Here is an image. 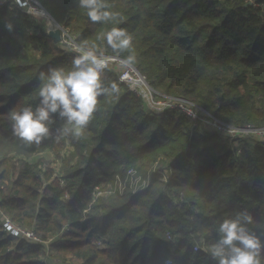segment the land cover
<instances>
[{
    "label": "trees",
    "instance_id": "1",
    "mask_svg": "<svg viewBox=\"0 0 264 264\" xmlns=\"http://www.w3.org/2000/svg\"><path fill=\"white\" fill-rule=\"evenodd\" d=\"M37 1L87 49L122 60L133 55L130 65L166 96L183 98L224 124L264 128V0H253L257 7L248 0H105L115 14L109 22L90 21L79 0ZM7 9L0 8V28L8 11L17 14L13 30L27 34L30 16ZM113 27L131 36V49L108 45L105 33ZM45 32L29 33V41L40 46L38 59L22 54L20 48L7 50L8 42H0V115L39 104L40 70L71 68L73 58L60 47L49 48L51 38ZM105 73L103 83L111 88ZM116 85L115 92L98 97L83 135L65 136L80 159L65 176L64 190L24 163L13 182L16 192H9L10 171L0 161V213L44 242L8 234L0 219V264H47L40 256L48 240L50 252L67 251L79 264H127L121 259L133 256L135 264H163L168 257L171 264H217L208 249L219 239V223L225 218L247 210L256 224L264 225L263 143L250 141L236 156L220 145L216 134L201 137L198 126L182 112L156 115L127 86ZM175 113L178 117L170 118ZM65 124L54 116L50 135L37 145L13 135L9 120L0 126V153L6 142L19 153H40L51 148L59 135L53 133ZM161 155L169 163L154 169ZM136 163L148 178L146 187L134 194L126 190L108 205L96 201L88 206L90 187L104 182L108 170H113L111 177L121 166L135 170ZM248 227L264 241V228ZM106 234L109 239L103 238ZM53 237L56 241L50 240ZM197 243L202 249L194 252Z\"/></svg>",
    "mask_w": 264,
    "mask_h": 264
},
{
    "label": "clouds",
    "instance_id": "2",
    "mask_svg": "<svg viewBox=\"0 0 264 264\" xmlns=\"http://www.w3.org/2000/svg\"><path fill=\"white\" fill-rule=\"evenodd\" d=\"M16 3L26 7V0L25 3L16 0ZM79 6L86 10L92 22L115 19L105 0H79ZM27 11L34 13L35 10L27 8ZM5 27L9 32L13 30L10 21ZM105 39L114 50L131 49L132 38L123 28H111L105 33ZM70 48L76 53L70 69L49 66L38 72L39 104L35 108L27 105L9 113L13 135L24 143L40 144L43 138L50 135V126L57 114L66 121L59 130L57 140L69 134L73 138L81 137L96 111L98 97L117 90L115 83L111 88L103 83L104 70L112 62V57L97 55L76 42H71ZM133 60L134 56L130 54L120 63L128 65ZM249 225L264 228V225L255 223L247 210L219 223V239L208 249L217 264H264V241L249 229Z\"/></svg>",
    "mask_w": 264,
    "mask_h": 264
},
{
    "label": "rangeland",
    "instance_id": "3",
    "mask_svg": "<svg viewBox=\"0 0 264 264\" xmlns=\"http://www.w3.org/2000/svg\"><path fill=\"white\" fill-rule=\"evenodd\" d=\"M31 2L32 3L28 4L27 7H21L19 4L16 3V1H11L7 4V8L15 9L18 12L24 11L25 12L24 14H26L27 16H30L29 18H27V21L25 24L26 25L25 27L27 28V30H25L24 32H27V34H17L15 30H12L11 32H9L6 29V27H5L6 22L10 21L13 24V29L15 28L14 25L18 22V20L16 21L17 14H16V16L10 15V13L8 11H6L7 14L2 15V27L0 28V42L1 43H3L4 41L8 42L7 44H9V46L7 47V50H13L12 52H14V51L18 50V48H20V51L22 54L27 55L28 57L38 59L40 57V54H39L40 46H38L36 41H34V40H30L31 42L29 41V38H28L29 33L37 32L36 35L40 36V34H41L40 32H44V30H46V31L51 30L52 28L55 27V28H58V30H59V33H60L59 37L60 38L57 41V40H54L50 37L51 39L49 42H47V45L49 46V48H52V49L55 47H57V48L60 47L61 49H63L65 51V52L63 51L64 53H66L65 56L70 55L71 58H73L72 56H75L76 53L71 51L70 44H71V42L77 43V41H76L77 34L72 32L70 29L69 30L71 33L69 34V31L67 29L63 28L57 22L53 21L51 16L44 9H42L43 10L42 15L37 14V12H39L37 9H35V11H34V13H36V14L29 13L27 11V8L31 7L32 9H34L33 6L35 4H39V2L37 0H31ZM9 9H7V10H9ZM19 20H20V18H19ZM34 21H37V22H34ZM21 22H22V20H21ZM30 22H33L32 25L29 24ZM38 23H43L44 28L39 29ZM52 24H53V27L51 26ZM63 30H65L67 36L71 38L69 40L70 44L67 41H65V39H63V37H62V31ZM45 33H47V32H45ZM17 35H20V37H18V39H17ZM13 40L18 42V45H16ZM37 46H38V48H37ZM52 51H55V50H52ZM9 53H11V52H9ZM95 53L97 55L103 54L104 56H107V57H115L116 61L113 62L112 65L109 67V70H108L109 72L107 71L106 72L107 74L104 72L105 77H106V78H104V81L107 84H113V83L119 84L117 82L118 77L127 70V68L120 63V61L122 59L119 58V56H117V55H108V54H104L102 52H100V53L95 52ZM59 59H62L63 61L66 60L62 56H61V58L59 57ZM129 71L130 70H128V72ZM104 73H103V75H104ZM137 84L138 83H136V85ZM125 86L128 87V90L130 89V87L128 85H125ZM118 87H119V85H117V89H119ZM132 88L139 91L137 86H133ZM153 90L158 95V96H156L152 92V96L156 100V103H158V104H160L161 101H165L166 98H172V97L166 96L164 92H162L161 90H158L157 88H153ZM135 94H136V92H135ZM137 96L138 95L136 94V97ZM138 97L140 99H142L140 96H138ZM176 99L184 100L183 98H176ZM193 107L198 112L201 111V109L199 107H197L196 105H193ZM146 110H149L148 106H146ZM173 116L174 117H170V118H177L178 113H175V115H173ZM200 117L202 119H204V117H202V115H200ZM9 120H10L9 114H1L0 115V126L4 127V125H7ZM194 124H195V126H197L200 123H199V121H196V123H194ZM230 125H232V124H230ZM232 126H234V125H232ZM246 126H251V124L246 125ZM7 133H9V130L7 131ZM58 134H59V130H57V131H55V133H53L54 136H57ZM63 141H64V143H62ZM220 145H222L221 142H220ZM50 146H51V148H47L40 153L26 155L25 153H19L18 152L19 150L12 147L10 144H8V142H6V145L3 146V148L1 149L2 152L0 153V161L3 164H4V162H6V167H8V171H10L8 176L11 180V183L7 182L8 186H9V192H13V190H15V192H16L17 187L15 185H13V182H15V180L17 178V174L19 173V170L21 169V167L23 168L24 163L35 166L34 169L37 172L38 176H40V177L44 176V178L46 180H49V184H59L61 189H63V190L65 189V187L67 185V180H66L65 176L68 175L69 172H71V170H72L71 167L75 164L76 161H78L80 159V156L78 155V151H77L76 147L73 146V144L69 141V139H67V137H65L64 140H60V139L57 140V138H54V141L52 142V144H50ZM217 153L220 154L221 152H217ZM156 160L157 161L152 165V167L154 169L164 168L169 163L168 158H166L164 155L159 156ZM79 163H81V162H79ZM136 164H137L136 165L137 167L134 170L135 173L132 175L127 174L128 170H130L131 167L128 168L126 171L123 170L126 168V166L118 167L117 172H119V173H116L114 176H111V177L109 175L111 174V172L113 170L112 171L108 170L109 172L107 171V174L104 172L106 175L105 177H107V179L105 178L104 182H99V184L97 183L98 190H95V192L90 195L91 201H90L88 206H90L92 204H96L97 202H100V203L102 202L106 205H108L112 202H117L119 196L128 192L126 190H129L131 193L134 194L135 191L133 192V190L141 188V186L144 184L143 182L146 183V181H148V178L143 176V170L139 169V167H138L139 163H136ZM107 168H109L108 165H107ZM105 170L106 169H104V171ZM3 173H4V171L2 170V167H0V174H3ZM149 173H150V170L146 173V175H148ZM24 182H26V181H24ZM26 183H24V184H26ZM93 185H96V184H93ZM42 186H47V182H43ZM20 191L25 192L26 190L23 188V186H20ZM64 198H67V195ZM100 214H102V213H100ZM3 218L10 219L8 216L4 215L3 213H0V219H3ZM257 233L259 234V232H257ZM261 236H264V235H261ZM259 237H260V235H259ZM56 238L57 237H53L50 240L56 241ZM103 238L109 239V234L104 235ZM261 240H262V238H261ZM202 243H203V241H202ZM95 244L99 248H104V249L107 248L106 247L107 245L106 246L103 245L101 243V241H95ZM196 245L198 246V243ZM44 248H45V252L43 255L40 256V260H42L43 262H46L47 264H79L80 263V261L76 260L72 256V254L68 253L67 251H65L66 253L65 252H62V253L50 252L48 250L49 240L45 243ZM200 248L202 249V246ZM205 249H206V247H205ZM135 258L136 257L133 256L127 261V258L125 257V258H122L121 260L126 261L127 264H135Z\"/></svg>",
    "mask_w": 264,
    "mask_h": 264
},
{
    "label": "built area",
    "instance_id": "4",
    "mask_svg": "<svg viewBox=\"0 0 264 264\" xmlns=\"http://www.w3.org/2000/svg\"><path fill=\"white\" fill-rule=\"evenodd\" d=\"M11 1H16V0H0V8L7 6V4ZM248 2L251 4L253 3V0H248ZM21 3H25V0H21ZM30 3H32L31 0H26V7ZM253 6L257 7L258 5L253 3ZM259 6H260L259 8L261 7L263 8L262 4ZM33 7H34V10L37 9L39 11L37 12V14L39 15L43 14L42 9L44 8H42L40 4H35ZM51 26L53 27V24ZM62 37L63 39H65V41L69 43V40L71 38L67 36L65 30L62 31ZM112 58H113L112 62L109 63L108 67L104 71L109 70V67L112 65V63L116 61L115 57H112ZM124 66L127 68V70L118 77L117 82L119 84L128 85L130 87L129 91L133 93L136 92V94L142 98L141 100L144 102L145 106L149 107V111L153 112L154 114L159 115L165 111H172V110H178L182 112L189 119H191L194 123H196V121H199L200 124L197 126L199 128V134L201 137L205 138L211 133L216 134L218 138L220 139V142L225 147L232 150L236 156L241 153L242 149L245 146H247V143H249L250 141L259 142V143L264 144V128H257L254 126L235 127L232 125L224 124L210 114L198 112L193 107L192 104H190L189 102L185 100H181V99L166 98V100L161 101L160 104L156 103V100L152 96V92L156 96L158 95L155 93L153 88H151V86L148 84L145 77L141 75L133 66L129 64L124 65ZM128 70L130 71L128 72ZM136 83L138 84L136 85ZM133 86H137L139 91L133 89L132 88ZM200 115H202L204 119H202ZM134 173L135 171L133 169H130L127 172V174L129 175H132ZM164 181L168 183L166 179H164ZM143 183L144 184L141 186V188H138V189H143L144 187H146L148 182L146 181V183L145 182ZM90 190H91L90 195L93 194L95 190H98L97 184L92 185L90 187ZM136 190L137 189L133 190V192ZM2 228L8 234L13 235L15 237L25 238L27 240H31L36 243H41V244L44 243L43 241L40 240L38 236H36L33 233V231H29V230L25 231V230L18 228L8 218H4L2 222ZM192 249L194 252L201 250L199 245L197 246L196 244L192 247ZM171 263H172V260L169 257L165 258L163 261V264H171Z\"/></svg>",
    "mask_w": 264,
    "mask_h": 264
},
{
    "label": "water",
    "instance_id": "5",
    "mask_svg": "<svg viewBox=\"0 0 264 264\" xmlns=\"http://www.w3.org/2000/svg\"><path fill=\"white\" fill-rule=\"evenodd\" d=\"M248 5H250L249 3H248ZM53 20V19H52ZM47 33H48V35H49V37H51L52 39H54V40H59V35H60V33H59V30H58V28H52L51 30H47Z\"/></svg>",
    "mask_w": 264,
    "mask_h": 264
}]
</instances>
